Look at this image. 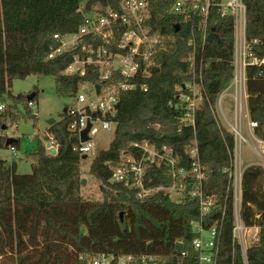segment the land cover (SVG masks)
<instances>
[{
	"label": "trees",
	"instance_id": "1",
	"mask_svg": "<svg viewBox=\"0 0 264 264\" xmlns=\"http://www.w3.org/2000/svg\"><path fill=\"white\" fill-rule=\"evenodd\" d=\"M121 0H0V128L20 118L22 104L26 118L36 117L31 101L25 95H14L10 85L14 79L28 75L53 76L56 91L62 96H75L81 86L96 83L99 72L88 69L85 75H63L75 55L77 46L53 58L49 54L60 44L55 34L64 36L78 32L84 22L79 10L95 5L119 8ZM150 26L166 36L165 46L155 54L151 75L139 86L120 94V107L113 119L115 134L109 146L97 152L89 174L100 182L102 199L85 198L81 194L82 154L75 149L77 138L69 129L71 117L50 125L38 140L32 159V172L21 174L17 161L9 163L0 157V250L15 256L16 264H90L101 253L149 254L164 257V264H194L191 242L195 238L193 222L202 221L207 228L223 217L225 248L221 264H240L241 253L232 252L234 206L227 196L228 174L234 147L233 133L222 125L213 108L229 85L234 71V19L221 16L219 7L211 5L206 19L191 10V0H149ZM220 0H215L218 2ZM247 7L246 38L251 58L264 59V0H245ZM176 24L180 30L175 31ZM193 42L189 44L191 41ZM193 55L196 69L202 66L203 99L196 112L195 127L181 124L185 112L181 97L192 94L193 71L188 57ZM248 110L258 123L256 134L264 139V62L246 68ZM12 103L6 104V96ZM68 109V108H67ZM1 131V130H0ZM8 135L0 132V149L20 147V139L6 145ZM148 141L159 151L173 148L180 166L190 168V147L196 141L199 159L206 168L203 184L205 196L215 195L217 208L201 214L198 198H185L159 189L146 198L124 181H112L113 167L120 162L123 150L138 155L134 143ZM58 144L56 155L46 144ZM89 157V155H88ZM87 157V158H88ZM145 184L150 188L173 185L166 163L147 166ZM189 189V187H188ZM219 208H221L219 210ZM256 214L260 216L257 218ZM242 215L249 225L258 224V242L248 249L250 264H264V168L246 169L243 178ZM190 251L176 257L175 251ZM143 264V263H139Z\"/></svg>",
	"mask_w": 264,
	"mask_h": 264
},
{
	"label": "built area",
	"instance_id": "2",
	"mask_svg": "<svg viewBox=\"0 0 264 264\" xmlns=\"http://www.w3.org/2000/svg\"><path fill=\"white\" fill-rule=\"evenodd\" d=\"M184 3L181 0L177 1L173 7L174 10L180 12ZM212 4L219 7L221 16H231L234 19L233 77L220 94L213 112L216 116L215 109L219 108L223 121L231 126L229 130L234 136V147L230 152L231 163L224 169L228 174L226 194L232 197L234 206L231 237L233 258H236V252L239 250L241 253L240 264H250L248 249L258 242L260 226L257 223L247 224L242 215L243 178L249 167L243 160L241 144L244 142L253 149L262 159L260 163L264 168V139L256 134L255 128L258 123L249 116L246 68L249 64L263 63L264 59L251 58L248 60L250 47L246 38L247 7L245 0H220L218 2L215 0H191V10L206 19ZM79 10L84 14V22L78 32L64 36L55 34L54 37L60 39L61 42L52 50L49 57L53 58L57 54L80 46L82 54L75 55L62 74L85 75L89 68L99 72V79L96 83L81 86L76 94L77 103L80 106H71L67 109V113L72 119L69 129L78 140L75 149L82 155H89L94 148L93 136L100 131L96 124L100 123L105 129L116 128L113 116L118 110L116 104L119 102L120 94L124 91L134 90L138 86L147 90L148 84L140 82L138 77L141 75L146 78L151 75V67L155 64V54L165 46L166 36L153 31L150 26L151 4L149 0H121L119 8L95 5L87 11L82 3ZM192 42L193 40L189 44ZM188 60L191 62L193 71L192 83L188 84L192 94H184L181 97L185 108L181 124L195 127L196 112L203 99L201 91L202 66L199 70L196 69L193 55L189 56ZM97 85L99 88H96ZM197 86H199L200 94L195 92ZM84 88L87 91H84ZM228 90H231L229 94L233 104V123H230L222 106L223 98L228 94ZM30 104L34 103L30 102ZM3 107L4 105L0 103V111L3 110ZM245 118L249 119V129L253 139L247 138L241 132L240 127ZM219 119L217 118L218 121ZM89 121L92 124L88 131L89 139L82 142L80 133L87 127ZM220 121L223 123L221 119ZM50 144L58 150V144L55 141H50ZM134 147L137 149L138 155L126 150L121 152L120 162L113 167L112 181H124L130 187L137 188L140 198H146L159 189L171 190L172 194L185 198L187 191L189 196L200 200L202 215L215 211L217 208L216 196H205L203 192L207 173L199 159L195 140L190 150V168L180 166L178 160L172 155L173 148L168 146H164L162 151H159L144 140L134 143ZM11 149L15 151L14 147ZM163 161L168 166V173L173 180V185L168 188L147 187L145 184L147 166ZM222 212L224 217L225 206L222 208ZM259 216L256 214L257 218ZM223 217L207 228L202 221L193 222L196 233L191 242L194 264L222 263L225 248ZM172 255L176 257L188 256L190 251H175ZM164 262L165 259L161 255L101 253L92 258L90 264H164Z\"/></svg>",
	"mask_w": 264,
	"mask_h": 264
},
{
	"label": "rangeland",
	"instance_id": "3",
	"mask_svg": "<svg viewBox=\"0 0 264 264\" xmlns=\"http://www.w3.org/2000/svg\"><path fill=\"white\" fill-rule=\"evenodd\" d=\"M10 91L14 95H29L38 91L37 98L33 101L31 105V111L36 117L26 118L22 115L25 108L22 104L18 106V112L20 113L19 120L10 124L9 121L4 124V128H0L2 134H6L10 137L20 139V147L15 151L10 147H5L0 149V157L6 159L9 163L16 160L17 170L21 174H29L32 172V159L26 157L27 153L34 151L37 146L38 140L43 138L48 132L50 127L49 121L54 119L55 121H60L62 119V113H64V108L71 106H80L77 103V95L75 96H62L56 91L55 78L53 76H37L34 74L28 75L24 79H14L10 85ZM195 92L200 94L199 86L195 88ZM231 90H228L223 98L222 106L227 118L230 123H233L234 112L232 97L229 94ZM6 104L10 105L12 103L9 96H6ZM201 103V101H200ZM199 103V104H200ZM216 117L222 119L220 110L217 107L215 109ZM219 119V121H220ZM220 123L231 129V126L226 122ZM99 126L100 131L93 136L94 148L89 154V157L84 159L81 163V178L86 179V183L81 186V194L85 198L92 199H102V193L100 190V182L97 181L92 175L89 174V167L96 156L97 152L101 149H105L109 146L112 141L115 129H105L100 123L96 124ZM241 132L249 139H253V135L249 129V119L245 118L240 127ZM253 142V141H252ZM193 147L191 144L190 150ZM241 149L243 152V160L248 167L262 164V159L253 151V149L246 143L241 144ZM207 232L205 233V235ZM92 259H90L91 263ZM0 264H16L15 256L11 254L8 249L0 250Z\"/></svg>",
	"mask_w": 264,
	"mask_h": 264
},
{
	"label": "water",
	"instance_id": "4",
	"mask_svg": "<svg viewBox=\"0 0 264 264\" xmlns=\"http://www.w3.org/2000/svg\"><path fill=\"white\" fill-rule=\"evenodd\" d=\"M179 30H180V24H176L175 31L178 32ZM96 88H99V85H97ZM84 91H87V89L84 88ZM33 97H34V93L27 95V99H28L29 101H31V100L33 99ZM119 107H120V102H118V103L116 104V109H119ZM63 112H67V108H64V111H63ZM55 122H56V121H55L54 119H51V120L49 121L50 125H52V124L55 123ZM91 125H92V124H91V122L89 121L88 124H87V127L84 128V129L81 131V133H80V137H81V141H82V142L87 141V140L89 139L88 131L90 130ZM4 127H5V126H4ZM15 140H16V138L8 136V138H7V140H6V145H7V146H10V144H11L12 142H14ZM46 146H47V148L49 149V152H50L52 155H56V154H57V150H56L54 147L51 146L50 142H48V143L46 144ZM87 157H88L87 154H83V155H82V158H83V159H86ZM85 183H86V179L83 178V179H82V184H85Z\"/></svg>",
	"mask_w": 264,
	"mask_h": 264
}]
</instances>
